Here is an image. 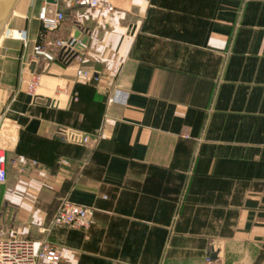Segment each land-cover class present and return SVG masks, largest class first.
<instances>
[{
    "label": "crops",
    "instance_id": "crops-1",
    "mask_svg": "<svg viewBox=\"0 0 264 264\" xmlns=\"http://www.w3.org/2000/svg\"><path fill=\"white\" fill-rule=\"evenodd\" d=\"M34 3L6 28L34 37ZM76 31L80 64L0 38L6 227L60 247L41 264H264V0H103L66 9L52 38ZM64 199L89 229L53 226Z\"/></svg>",
    "mask_w": 264,
    "mask_h": 264
},
{
    "label": "built area",
    "instance_id": "built-area-1",
    "mask_svg": "<svg viewBox=\"0 0 264 264\" xmlns=\"http://www.w3.org/2000/svg\"><path fill=\"white\" fill-rule=\"evenodd\" d=\"M103 0H56L55 4L48 3L46 0L40 7V30L34 37L29 30L21 28L8 27L3 35L10 39L20 40L24 47L31 44L30 62H40L46 60L52 62L57 58L49 48L53 45L65 61H75L81 63L83 57V40L80 36L71 34L66 37L58 36L52 38V32L66 18V9L74 6L81 7H99ZM50 6L57 9L51 14ZM109 9H113L111 6ZM77 76L92 78V73L82 67L77 68ZM23 80L26 90L30 95H36L40 83V74L28 70L25 65V76ZM115 96L109 98V102L115 101ZM61 135L68 141L84 144L89 142L91 136L85 132L62 129ZM7 158L3 149L0 147V184L6 182ZM91 209L85 204H80L64 199L53 219V226L78 228L87 230L91 227ZM62 258L60 247L50 240H33L16 235L0 236V264H41V261L57 262ZM207 264H216L211 257L206 258Z\"/></svg>",
    "mask_w": 264,
    "mask_h": 264
},
{
    "label": "rangeland",
    "instance_id": "rangeland-1",
    "mask_svg": "<svg viewBox=\"0 0 264 264\" xmlns=\"http://www.w3.org/2000/svg\"><path fill=\"white\" fill-rule=\"evenodd\" d=\"M42 4V0H35L34 6L32 7V11L35 13V20L40 22V5ZM6 188L5 185H0V236H10L12 234H17L19 233L16 232V230L10 228L7 223L10 221V217H8V221L6 220V215L7 213L5 212L4 209V203L2 200V196L5 194Z\"/></svg>",
    "mask_w": 264,
    "mask_h": 264
},
{
    "label": "water",
    "instance_id": "water-1",
    "mask_svg": "<svg viewBox=\"0 0 264 264\" xmlns=\"http://www.w3.org/2000/svg\"><path fill=\"white\" fill-rule=\"evenodd\" d=\"M20 0H0V33L6 28L11 19L14 9ZM48 3L55 4L56 0H46ZM75 36H80V31L75 32Z\"/></svg>",
    "mask_w": 264,
    "mask_h": 264
},
{
    "label": "bare ground",
    "instance_id": "bare-ground-1",
    "mask_svg": "<svg viewBox=\"0 0 264 264\" xmlns=\"http://www.w3.org/2000/svg\"><path fill=\"white\" fill-rule=\"evenodd\" d=\"M2 34H3V32H2V33H0V38H1Z\"/></svg>",
    "mask_w": 264,
    "mask_h": 264
}]
</instances>
